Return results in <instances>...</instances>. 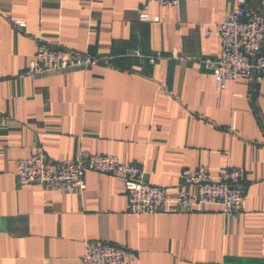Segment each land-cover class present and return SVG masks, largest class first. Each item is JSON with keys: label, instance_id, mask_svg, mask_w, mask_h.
Segmentation results:
<instances>
[{"label": "crops", "instance_id": "crops-1", "mask_svg": "<svg viewBox=\"0 0 264 264\" xmlns=\"http://www.w3.org/2000/svg\"><path fill=\"white\" fill-rule=\"evenodd\" d=\"M144 2L0 0V264H81L85 240L136 253L121 264H264V77L220 87L210 69L179 59L218 58L215 27L236 0L149 4L150 22L138 19ZM39 43L100 63L29 75ZM39 148L57 162L78 150L113 155L165 188L185 169L240 168L243 211L234 220L218 205L170 203L129 214L123 184L94 172L80 192L19 185L7 172Z\"/></svg>", "mask_w": 264, "mask_h": 264}, {"label": "built area", "instance_id": "built-area-1", "mask_svg": "<svg viewBox=\"0 0 264 264\" xmlns=\"http://www.w3.org/2000/svg\"><path fill=\"white\" fill-rule=\"evenodd\" d=\"M138 16L142 22H150L147 5L177 6L180 0H144ZM262 2V1H261ZM157 20V17L154 18ZM15 26L21 22H12ZM220 40V54L216 60L179 58L193 61L210 69L217 84L223 87L236 79L255 80L264 77V9L250 6L248 0H236V6L226 13L216 25ZM212 33L206 30L204 36ZM138 55V54H136ZM150 58L149 62H153ZM100 60L86 53H70L66 58L58 49L39 43L34 58L29 62L27 74L45 75L86 68ZM87 172L107 175L123 184L126 211L133 215H156L167 212L170 203L177 204L183 212L195 213L205 205H218L221 213L236 220L243 211L246 196V172L230 168L212 177L206 166L185 169L178 186L165 188L148 185L143 181L139 165L121 162L116 156L88 153L78 150L74 160L57 162L42 149L27 158L14 162L7 172L19 185L39 186L65 193L82 191ZM185 188H192L187 191ZM81 264H121L125 258L136 259V253L126 248L101 241L85 240Z\"/></svg>", "mask_w": 264, "mask_h": 264}]
</instances>
